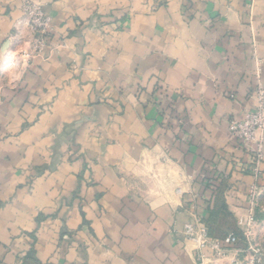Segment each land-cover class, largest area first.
<instances>
[{
    "label": "crops",
    "instance_id": "1",
    "mask_svg": "<svg viewBox=\"0 0 264 264\" xmlns=\"http://www.w3.org/2000/svg\"><path fill=\"white\" fill-rule=\"evenodd\" d=\"M25 1L0 0V264H233L264 191L229 133L264 87V0H31L50 37L16 69Z\"/></svg>",
    "mask_w": 264,
    "mask_h": 264
},
{
    "label": "built area",
    "instance_id": "2",
    "mask_svg": "<svg viewBox=\"0 0 264 264\" xmlns=\"http://www.w3.org/2000/svg\"><path fill=\"white\" fill-rule=\"evenodd\" d=\"M252 3L253 0L250 6ZM22 11L32 37L26 49L19 51L15 55H11L10 53L5 55V64L11 65V67L16 69L30 65L34 58L44 51L47 40L50 37L52 24L51 17L43 10L40 4L34 1H25ZM253 98L256 102L255 108L246 112L241 121L231 120L229 133L242 147L256 152L258 162L252 173L258 176L257 166L264 159V154L262 153L264 147V87L261 83H258L253 93ZM253 144L256 145L255 148L252 147ZM210 190L216 191V187L211 184ZM257 191L258 188L253 186L249 197L252 205H255L258 201ZM253 225V217H250L244 223L245 227L242 236L230 235L225 239L224 242L228 247L227 249L233 248L236 252V256L232 261L233 264H264V243H261L257 239ZM182 232L185 241L195 244L198 250L206 249L215 244L208 226L199 216H196L193 221L185 224ZM241 245L243 248L238 249ZM199 260H202L201 256Z\"/></svg>",
    "mask_w": 264,
    "mask_h": 264
},
{
    "label": "rangeland",
    "instance_id": "3",
    "mask_svg": "<svg viewBox=\"0 0 264 264\" xmlns=\"http://www.w3.org/2000/svg\"><path fill=\"white\" fill-rule=\"evenodd\" d=\"M253 148L256 147V145H252ZM264 150V147H263ZM262 150V153H263ZM252 152V150H251ZM256 155V152H252ZM263 161V160H261ZM260 161V162H261ZM256 164L258 162V158L255 160ZM257 203L255 205H252L249 201L248 203V208H247V215L244 223L247 221L248 218L253 217L254 220V229L256 231V236L257 239L261 242L264 243V191L259 190L257 191Z\"/></svg>",
    "mask_w": 264,
    "mask_h": 264
},
{
    "label": "trees",
    "instance_id": "4",
    "mask_svg": "<svg viewBox=\"0 0 264 264\" xmlns=\"http://www.w3.org/2000/svg\"><path fill=\"white\" fill-rule=\"evenodd\" d=\"M207 225V224H206ZM208 226V225H207ZM208 228H209V231H210V234H211V232H212V230H211V228L208 226Z\"/></svg>",
    "mask_w": 264,
    "mask_h": 264
}]
</instances>
